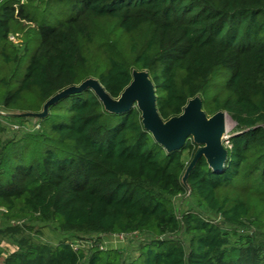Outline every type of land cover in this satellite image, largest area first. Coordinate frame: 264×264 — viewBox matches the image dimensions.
<instances>
[{
    "label": "trees",
    "instance_id": "trees-1",
    "mask_svg": "<svg viewBox=\"0 0 264 264\" xmlns=\"http://www.w3.org/2000/svg\"><path fill=\"white\" fill-rule=\"evenodd\" d=\"M145 71L165 122L200 97L236 124L227 159L201 158L184 184L192 138L167 152L137 106L108 112L93 90L49 108L40 130L2 140L0 208L9 220H54L68 232L150 237L136 259L68 241L34 244L3 264H264V242L232 246L218 223L178 217L193 195L228 227L264 235V0H0V107L42 113L95 79L116 100ZM189 237L186 244L180 237Z\"/></svg>",
    "mask_w": 264,
    "mask_h": 264
},
{
    "label": "rangeland",
    "instance_id": "rangeland-1",
    "mask_svg": "<svg viewBox=\"0 0 264 264\" xmlns=\"http://www.w3.org/2000/svg\"><path fill=\"white\" fill-rule=\"evenodd\" d=\"M0 112L5 114L3 123L6 128L1 136L3 141L10 139L19 140L25 135L33 134L40 130L41 119L39 118L21 117L18 116L21 113L7 111L2 107H0ZM227 118L230 125L227 136H230L235 133L236 124L228 114ZM192 140L195 143L193 137ZM202 148L201 145H197L196 152ZM196 152L194 154L188 151L184 153V162L188 167L194 160ZM168 198L172 201L178 217L181 218L186 213L193 212L209 221L218 223L232 246L248 245L250 242L255 244L264 242L263 233L255 231L250 225L239 228L228 227L218 214L202 206L190 193L185 196ZM179 237L186 244L189 243V237L185 232ZM62 241L72 243L74 247L84 251L88 257L95 249L117 250L122 253L124 260L129 261L136 259L141 246L149 243L150 237L143 233L110 236L68 232L52 219L47 222H41L38 219L9 220L6 217V209L0 208V264H3L4 260L13 252L22 248H27L34 244H45L55 248Z\"/></svg>",
    "mask_w": 264,
    "mask_h": 264
},
{
    "label": "water",
    "instance_id": "water-1",
    "mask_svg": "<svg viewBox=\"0 0 264 264\" xmlns=\"http://www.w3.org/2000/svg\"><path fill=\"white\" fill-rule=\"evenodd\" d=\"M87 89L94 91L110 113H124L137 106L142 112L145 129L167 152L183 148L187 140L193 137L195 144L203 148L196 152L194 160L187 168L183 178L184 184L187 183L190 172L201 158H206L212 168L221 167L225 163L228 155L224 145L227 113L219 112L209 117L203 110L201 98L196 97L189 102L181 116L165 122L157 108L156 89L145 71L133 72V82L118 100L112 98L98 80L90 79L81 86L71 87L52 98L45 105L42 113H21L18 116L43 119L47 116L52 104L72 93Z\"/></svg>",
    "mask_w": 264,
    "mask_h": 264
},
{
    "label": "built area",
    "instance_id": "built-area-1",
    "mask_svg": "<svg viewBox=\"0 0 264 264\" xmlns=\"http://www.w3.org/2000/svg\"><path fill=\"white\" fill-rule=\"evenodd\" d=\"M23 1V0H22ZM7 116V115H6ZM4 117H5V114H3L2 112H0V122H2L3 123V119H4ZM225 138H226V141H225V143H226V145H229V138H230V136H227V132H226V134H225ZM225 143H224V145H225ZM226 148V147H225Z\"/></svg>",
    "mask_w": 264,
    "mask_h": 264
},
{
    "label": "bare ground",
    "instance_id": "bare-ground-1",
    "mask_svg": "<svg viewBox=\"0 0 264 264\" xmlns=\"http://www.w3.org/2000/svg\"><path fill=\"white\" fill-rule=\"evenodd\" d=\"M229 119L227 118V123H226V131L228 132L229 131V128H230V125H229Z\"/></svg>",
    "mask_w": 264,
    "mask_h": 264
}]
</instances>
